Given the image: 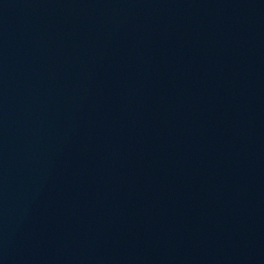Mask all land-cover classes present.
<instances>
[{"label": "water", "instance_id": "obj_1", "mask_svg": "<svg viewBox=\"0 0 264 264\" xmlns=\"http://www.w3.org/2000/svg\"><path fill=\"white\" fill-rule=\"evenodd\" d=\"M0 264H264V0H0Z\"/></svg>", "mask_w": 264, "mask_h": 264}]
</instances>
